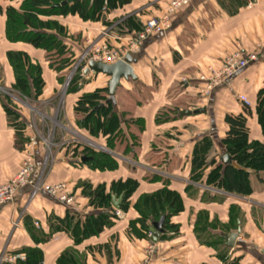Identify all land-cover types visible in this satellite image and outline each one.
Returning a JSON list of instances; mask_svg holds the SVG:
<instances>
[{
	"label": "crops",
	"instance_id": "obj_1",
	"mask_svg": "<svg viewBox=\"0 0 264 264\" xmlns=\"http://www.w3.org/2000/svg\"><path fill=\"white\" fill-rule=\"evenodd\" d=\"M22 1L0 0V184L19 172L28 153L34 154L36 169L29 184L18 190L14 201L0 205V256L3 258L0 264H24L31 249L41 251L40 264H59L60 257L67 252H74L72 264H142L148 259L149 264H264V171L259 174L251 171L253 191L247 195L191 180L193 150L203 137L212 140L214 148L209 159L216 160L207 172L222 163L226 114H244L251 137L264 141L258 112L259 96L264 97V0H191L172 15L171 26L165 32L152 33L143 40L131 53L137 79L121 80L115 106L121 116L125 114L123 125L129 120L130 126L137 127L133 133L138 137L139 146L131 152L125 151L126 141H119L120 148L116 146L114 150L101 146L119 161L117 169L106 171L94 169L88 163L90 160L78 162V156L67 153L69 145L60 151L56 144L53 155L46 151L41 133L45 119L42 115L34 117L33 111L38 109L48 115L60 84L43 50L7 38V11L18 9ZM167 2L131 0L110 17L122 13L124 18H135L137 23L145 24L154 15H160ZM52 18L77 27L81 21L76 15ZM91 25L88 36L93 37L94 45L110 39L116 40L119 47L127 46L130 38L141 32L133 25V31L116 32L118 22L109 27L101 22ZM13 50L26 52L41 66L44 86L37 97H29L15 88V72L8 59V52ZM237 51L244 56L254 55L255 59L208 93L203 91L207 82L200 75L209 67L220 70ZM91 77L87 92L98 87L103 79L100 86H108V76L90 72L86 78ZM240 94H245L250 101L248 116L244 103L239 100ZM32 98L38 107L28 101ZM64 106L60 118L64 131L56 134L58 140L62 144L76 142L81 132L88 141L95 139L78 126L74 104ZM163 110L167 112L165 117H161ZM156 141L164 143V147L156 146ZM128 178L138 180L139 186L124 216L115 214L101 233L81 238L86 218L104 211L93 205L91 197L85 194L84 184L88 183L93 190L103 186L110 192L114 181ZM38 181L67 182L79 211L69 209L44 188L31 198ZM167 182L183 196V211L170 218L180 229L177 234L174 231L162 234L154 243L141 224L135 204L142 194L156 192ZM192 185L198 191H189ZM205 191L212 197L205 198ZM233 207L238 214V227H234ZM113 211L114 208L110 212ZM199 213L206 216L201 224L208 222L205 230L208 235L240 229L235 246L225 245L228 250L224 258L212 245L198 238L195 224ZM21 255L26 258L22 259ZM7 257L16 259L6 261Z\"/></svg>",
	"mask_w": 264,
	"mask_h": 264
},
{
	"label": "trees",
	"instance_id": "obj_2",
	"mask_svg": "<svg viewBox=\"0 0 264 264\" xmlns=\"http://www.w3.org/2000/svg\"><path fill=\"white\" fill-rule=\"evenodd\" d=\"M62 1L23 0L18 9L9 8L7 11L6 35L13 42H27L41 49L56 50L57 53L50 52L47 54L49 66L57 72L65 73L71 64L75 62L76 57L65 58L63 56L69 49L66 48V40L50 31L55 29L56 26L60 30H65V26L52 17L76 15L84 21L101 22L109 27L114 24V21H109L111 13L129 4L131 0H75L58 6L57 4ZM42 16H46L47 19H43ZM118 24L117 28L119 29L117 30L119 32L133 31L135 26H137V31L143 30L145 26L143 23H137V19L131 17L125 18ZM8 59L15 72V88L33 98L41 94L44 80L39 63H35L24 51H9ZM80 80H82L81 75H74L70 84V92H77L76 85L77 81L80 82ZM107 99L108 86L82 94L74 107L75 114L77 113V124L90 137L95 139L103 137L107 148L114 150L117 140L126 141L125 151L131 152L133 149L131 145L138 143V137L128 129L131 121L126 120L123 125L122 117L124 118L125 114L121 116L115 110L117 102L106 103L104 107L98 110L95 109L97 105L105 103ZM259 100L258 112L264 131V97L259 96ZM244 107L246 115H250L251 105L244 104ZM224 122L227 130L222 140L225 151L223 156H228V163L222 161V156V163L207 172V169L214 165L216 160L209 159L214 148L212 140L209 137H203L201 141L197 142L193 150L191 180L229 193L247 195L253 191L250 178L251 171L257 174L264 171V141L251 137V129L244 114H226ZM139 124L140 129H142L143 125L141 122ZM79 150L76 144L73 148V151H75L74 156H77L76 151ZM83 156L93 157L88 163L94 169L106 171L115 170L119 167L118 159L112 154L94 150L92 147L83 146L78 155V162L83 163L81 160ZM84 186L85 194L91 197L93 205L102 208L104 211L86 218L82 231L84 234L79 235L81 238L101 233L104 227L112 222L115 215L114 211L113 213L110 212L113 209V195L122 197L121 209L127 211L131 204V198L139 186V181L134 178L114 181L110 192H106L105 187L101 186L93 190L88 183H85ZM188 190L198 191L193 185L189 186ZM203 196L205 198L212 197L206 191ZM135 207L141 215L140 221L145 231H149L154 220L158 221L166 215L165 233L174 231L177 234L179 232V225L172 223L170 218L183 211L184 200L180 192L169 187L168 182L156 192L142 194L138 198ZM232 211L233 218L235 217L234 227H238V214L234 213V207ZM68 212L72 213L71 210ZM202 221H206V216L199 213L195 224V232L198 238L212 245L219 252V256L224 258L226 256H224L225 251L228 250L225 247V238L219 233L206 234L205 230L208 222L202 225ZM73 253L63 254L59 259V264H72L74 260ZM41 260V251L31 249L24 264H40Z\"/></svg>",
	"mask_w": 264,
	"mask_h": 264
},
{
	"label": "built area",
	"instance_id": "obj_3",
	"mask_svg": "<svg viewBox=\"0 0 264 264\" xmlns=\"http://www.w3.org/2000/svg\"><path fill=\"white\" fill-rule=\"evenodd\" d=\"M190 1L191 0H170L166 9V13L164 15L155 16L149 19L146 22L144 29L134 38H130L129 44L127 46L116 47L113 49L112 47H108L107 44H103L102 46L96 45V47L86 53V63L81 67V69L79 68V71H83L88 66V59L90 58L107 63H114L118 60H123L127 54L138 49L141 46L143 40L148 35L152 33L165 32L171 26L172 15L184 6L188 5ZM254 59V55L244 56L241 52L237 51L227 58L220 70H215L212 67H209L206 72H203L200 75V79L207 82L206 88H203V91L208 93L209 90L220 85L226 78L237 73ZM77 66L75 67V70ZM210 73L211 76H209ZM86 76L81 75L82 80L86 78ZM239 100L246 105H250V101L245 94H240ZM35 169V156L33 153H28L23 160V164L19 172L15 174L10 180L0 184V205L14 201L18 190L21 187L28 185L31 181ZM41 188H44L50 194L55 196L59 202L64 203L69 209L73 211H79V204L76 202L75 195L69 189L67 182L63 181L45 184L38 181L32 190L31 198H34ZM114 212L118 217H123L125 213L121 208H114ZM36 224L38 225V222H36ZM148 236L150 239L153 237V233L150 230L148 232ZM21 256L22 259L26 258L24 255ZM14 259H16V257L5 258L6 261H14ZM0 260L3 261L2 256H0ZM149 262L150 259L146 260L142 264H149Z\"/></svg>",
	"mask_w": 264,
	"mask_h": 264
},
{
	"label": "rangeland",
	"instance_id": "obj_4",
	"mask_svg": "<svg viewBox=\"0 0 264 264\" xmlns=\"http://www.w3.org/2000/svg\"><path fill=\"white\" fill-rule=\"evenodd\" d=\"M168 3L169 2H167L164 11L160 15L159 14L154 15V17L164 15L166 13ZM120 14L121 15H117L113 18H110L109 21H114V24H116L117 22L120 23L122 20L125 19L124 14H122V13H120ZM80 20L81 21L79 22V27H77L76 25L71 26V25H68L67 23H64L63 20L62 21L58 20V23H61V24H63V26H65L64 27L65 30L64 29L60 30L58 28V26H56L57 28L55 27V29H52L51 31L49 30L50 32L56 33L59 37H63L67 41V42L65 41V43L67 44L66 48L67 49L69 48V49L66 52L64 51L65 54L63 56L65 58H70L71 56H72V58L76 57L75 62H73L71 64V66L68 68V70L65 71V73L64 72L60 73V72L56 71L58 74V81L60 84V89H59L58 93L57 92L55 93L56 97L52 100V102H53L52 110L49 109L48 115H46V116L43 115L42 113H40V111L38 109L37 110L35 109L33 111L34 117H40L42 115L43 118L45 119V121L42 123V126H44V127H41V128H43V129H41V131H42L41 133L43 134V137L46 141V143H45L46 151L49 152L50 155H53L55 153L57 147L61 149L60 151H62V150H64V147L69 145V149L67 150V153L70 154V156H74L75 155L74 154L75 151H73L74 144H77L78 148L80 150H82L83 146L84 147L88 146L90 148L92 147L94 150H97V151H105L101 146H105V148H107L105 143H104L103 138L99 137L100 138L99 140L90 139V141H88L86 135H84L82 132H81V134H79L76 137V140H77L76 142H63L64 144H62V141H59L58 138L56 137V134L59 132V130L64 129L61 127V123H60V118L63 117V111H64L63 108L65 107L64 104L69 103L70 107H72V104H74V107H75L77 100L80 98V96L82 94L86 93L89 90V83L93 80V78L91 77V79L84 78L83 80H80V82L77 81V85H76L77 92H70L69 91V90H71L70 84H71V81H72L74 75L78 74L77 72L86 63V59H85L86 53L91 51L94 47H96V45L93 44V43H95V41H93V37L90 39L88 36V32H89L88 27L92 28V25H91L92 21H84L82 19H80ZM58 23H56V24H58ZM103 26H105V25L103 24ZM112 26H114V25H112ZM115 31L118 32V30H115ZM89 40H90V42H89ZM104 44H107L108 47H112L113 49L116 47H119V45H120L116 40L112 42L110 39H108V42L106 41V43H104ZM102 45H103L102 42L99 43V46H102ZM35 48H39V47L35 46ZM39 49H41V48H39ZM41 50H43L47 59H48V57H47L48 53H50V52L57 53L56 50H52V49L46 50L44 48ZM33 61L36 62L35 60H33ZM47 61L49 62V60H47ZM72 61H73V59H72ZM76 66H77V68L75 70ZM96 78H97V76H96ZM104 81H105V79H103L101 82H99V84H98L99 86L95 87V88L101 89L102 87L100 86V84ZM95 88H94V90H96ZM91 90L94 91L93 87ZM17 98H18V95H17ZM28 101H31L33 105L38 107V104L34 103L33 98H32V100L30 99ZM164 111L165 110L162 111L161 117L166 116L167 112L166 111L164 112ZM61 112H62V115H60ZM75 115L77 116V113ZM128 129L130 132H133V130L135 131L137 129V127L136 126H129ZM62 131H64V130H62ZM56 144L58 145L57 147L55 146ZM156 144H153V146L156 145L160 148V145H161V147H164V143H160L159 141H156ZM118 145H119V141L117 140L116 146L119 147ZM121 145H123V144H121ZM137 145H138V143L136 145H131V146L133 148L134 147L137 148L139 146V145L138 146ZM80 150L76 151L78 153L77 156L79 155ZM52 151H53V153H52ZM150 155L152 156V154H150ZM150 155H148V157H150ZM130 158H131V160L134 159L133 156H129V159ZM126 164H129V163L126 162ZM101 187H103V186H101Z\"/></svg>",
	"mask_w": 264,
	"mask_h": 264
},
{
	"label": "water",
	"instance_id": "obj_5",
	"mask_svg": "<svg viewBox=\"0 0 264 264\" xmlns=\"http://www.w3.org/2000/svg\"><path fill=\"white\" fill-rule=\"evenodd\" d=\"M75 0H63L61 3L57 4L65 5L67 3H71ZM88 66L83 71H78L77 73L82 76L88 75L90 72H93L95 74L102 73L109 77L108 81V99L104 103H100L96 106V110H98L101 107H104L106 103H116V91L119 86H121V80L124 79H137V75L135 73L134 67L132 66V62L134 61V57L131 53L127 54L126 57L123 60H118L114 63H107L103 61L94 60L92 58L88 59ZM190 113V112H189ZM92 156H83L81 160L83 162L92 160ZM228 156L224 155L222 157V161L224 163H228ZM121 201L122 197H117L116 195H113L112 197V205L114 208L120 209L121 208ZM165 218L166 215L162 216L160 220L156 221L154 220L152 222L151 227L149 230L153 233V237L151 240L154 243H157L160 239L161 234L165 233ZM240 229H238L235 232L226 233L222 232L221 235L226 239V246L229 248H233L236 244V241L239 237Z\"/></svg>",
	"mask_w": 264,
	"mask_h": 264
}]
</instances>
